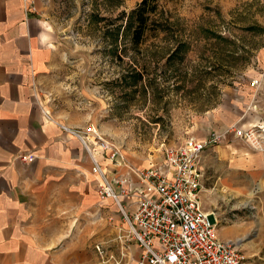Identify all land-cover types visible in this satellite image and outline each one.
<instances>
[{
    "label": "rangeland",
    "instance_id": "obj_1",
    "mask_svg": "<svg viewBox=\"0 0 264 264\" xmlns=\"http://www.w3.org/2000/svg\"><path fill=\"white\" fill-rule=\"evenodd\" d=\"M140 1L46 5L57 67L44 100L51 116L63 114L65 123L82 127L94 123L144 167L191 135L235 124L236 111L251 105L241 90L264 71V0H159L136 46ZM243 177L247 188L219 192L212 204L218 233L224 238L226 229V238L241 240L246 263L264 264V187L251 174ZM97 207L77 217V225H87L78 226L77 239L92 243L95 264H132L121 254L118 208L108 201ZM102 241L104 255L96 251Z\"/></svg>",
    "mask_w": 264,
    "mask_h": 264
},
{
    "label": "crops",
    "instance_id": "obj_2",
    "mask_svg": "<svg viewBox=\"0 0 264 264\" xmlns=\"http://www.w3.org/2000/svg\"><path fill=\"white\" fill-rule=\"evenodd\" d=\"M51 2L35 0L32 10L25 0H0V264H95L92 243L75 234L78 226L87 227L77 225V217L93 214L106 201L115 206L97 193L86 148L56 120L82 125L65 123L67 116L60 113L51 116L44 100L57 67L50 26L42 16ZM261 78L264 71L241 90L251 104L236 111L241 126L264 128V83L252 84ZM30 154L34 160L22 159ZM200 159L201 201L214 216L219 192L248 187L243 175L251 174L264 187V147L230 136ZM232 230L240 237L241 229ZM221 231L226 238L228 231Z\"/></svg>",
    "mask_w": 264,
    "mask_h": 264
},
{
    "label": "built area",
    "instance_id": "obj_3",
    "mask_svg": "<svg viewBox=\"0 0 264 264\" xmlns=\"http://www.w3.org/2000/svg\"><path fill=\"white\" fill-rule=\"evenodd\" d=\"M35 9V0H25ZM264 83L262 78L253 85ZM45 117L51 118L47 111ZM66 133L86 148L97 193L120 212L117 238L121 254L132 264H245L240 239L222 238L218 220L202 205L201 155L230 136L264 147V128L233 124L205 138L191 135L176 147H167L160 162L144 167L126 157L94 123L72 128L56 120ZM35 156L24 155L23 160ZM104 255V243L96 244Z\"/></svg>",
    "mask_w": 264,
    "mask_h": 264
},
{
    "label": "trees",
    "instance_id": "obj_4",
    "mask_svg": "<svg viewBox=\"0 0 264 264\" xmlns=\"http://www.w3.org/2000/svg\"><path fill=\"white\" fill-rule=\"evenodd\" d=\"M159 0H141L134 10L136 26L133 30V43L138 46L142 44V36L150 24L151 15L158 11ZM141 77V75H140Z\"/></svg>",
    "mask_w": 264,
    "mask_h": 264
}]
</instances>
